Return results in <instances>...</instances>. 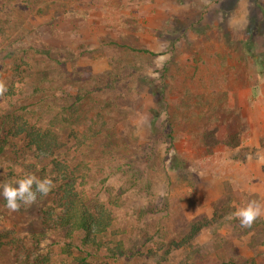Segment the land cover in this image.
Masks as SVG:
<instances>
[{
	"label": "rangeland",
	"instance_id": "rangeland-1",
	"mask_svg": "<svg viewBox=\"0 0 264 264\" xmlns=\"http://www.w3.org/2000/svg\"><path fill=\"white\" fill-rule=\"evenodd\" d=\"M0 80V184L55 183L0 196V264H264L230 218L264 202V0H0ZM66 185L124 256L66 237Z\"/></svg>",
	"mask_w": 264,
	"mask_h": 264
},
{
	"label": "clouds",
	"instance_id": "clouds-1",
	"mask_svg": "<svg viewBox=\"0 0 264 264\" xmlns=\"http://www.w3.org/2000/svg\"><path fill=\"white\" fill-rule=\"evenodd\" d=\"M159 61L164 57H158ZM5 81L0 80V97L7 92ZM55 188L52 177L41 178L36 174H26L15 183L4 182L0 184V196L6 201L5 207L10 213L20 211L22 207H30L36 204L38 198L47 197ZM264 217V202L259 200L246 201L242 206L230 214V218L239 220L242 228L251 229L255 222Z\"/></svg>",
	"mask_w": 264,
	"mask_h": 264
},
{
	"label": "trees",
	"instance_id": "trees-1",
	"mask_svg": "<svg viewBox=\"0 0 264 264\" xmlns=\"http://www.w3.org/2000/svg\"><path fill=\"white\" fill-rule=\"evenodd\" d=\"M8 96H12L14 93L9 91ZM28 135L35 136V133H30L28 130L24 131ZM67 185L63 187L65 200L68 204L62 212V216L59 217L57 224L66 230V237L72 239L75 233H84V237L81 244L85 247H97L104 249L114 258L124 256L126 249L124 244L119 242L113 246L108 242H103V238L109 231L112 225V215L105 204H99L92 208L79 207L73 201L68 200ZM152 210V209H151ZM196 232V231H195ZM89 254V253H88ZM49 263V262H48ZM81 264H90L86 262V259L80 260ZM65 264V263H60Z\"/></svg>",
	"mask_w": 264,
	"mask_h": 264
}]
</instances>
